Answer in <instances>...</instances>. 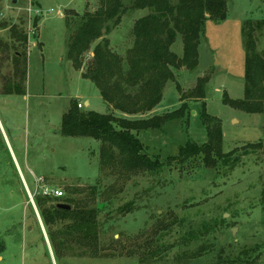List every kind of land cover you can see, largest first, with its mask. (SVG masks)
Returning <instances> with one entry per match:
<instances>
[{
  "label": "rangeland",
  "instance_id": "rangeland-1",
  "mask_svg": "<svg viewBox=\"0 0 264 264\" xmlns=\"http://www.w3.org/2000/svg\"><path fill=\"white\" fill-rule=\"evenodd\" d=\"M227 5V19L206 22L197 69L176 71L161 103L131 118L180 108L181 97L207 78V98L186 100L191 115L140 133L145 153L165 162L187 143H206L199 116L203 103L222 125L224 153L239 149L241 156L246 145L263 147L234 169L223 162L207 167L201 156L166 163L157 172H126L102 169L101 142L61 132L72 100L86 111L130 118L107 104L67 57L77 25H67L66 13L94 11L99 0H0V24H7L0 28V264H264V113H244L224 102L225 96L244 98L242 31L246 21L264 20V0H227ZM135 11L125 14L110 46L133 44L134 21L147 13ZM13 26L28 35L24 48L13 37ZM254 38L264 54V29ZM15 47L25 56L19 63ZM172 51L182 56L181 37ZM46 189L98 208L97 253L69 240L66 222L45 223L39 201L54 203L43 195Z\"/></svg>",
  "mask_w": 264,
  "mask_h": 264
},
{
  "label": "trees",
  "instance_id": "trees-1",
  "mask_svg": "<svg viewBox=\"0 0 264 264\" xmlns=\"http://www.w3.org/2000/svg\"><path fill=\"white\" fill-rule=\"evenodd\" d=\"M134 10H144L148 14L136 20L131 31V48L125 51V55L115 53L108 37L120 25L125 14ZM70 12L65 15L67 25L76 24L77 28L69 39L68 59L74 69L82 73L84 80L95 84L107 104L117 112L130 116L115 117L86 111L85 107H79L76 100L71 101L69 111L63 115L61 132L64 136L86 137L102 143L100 164L103 170L157 172L166 163L185 162L201 156L207 167L215 168L219 162H223L234 169L243 157L263 147L261 143L246 145L241 156L236 153L239 149L224 153L222 125L208 115L207 105L203 103L199 116L206 128V143H187L180 148L177 156H170L165 162L159 157L152 159L145 153L146 147L139 139L140 133L162 130L167 124L191 115L186 100L207 98V78L198 80L196 88L181 97L183 103L180 108L148 119L131 118L152 112L161 103L167 85L176 82V71L197 69L206 22L227 19V0H99V6L94 11H85L82 15L74 10ZM6 27L7 24H0V28ZM262 29L264 20L244 23V98L232 100L224 97L225 104L248 114L264 113V54L257 50L254 38L255 33ZM11 31L24 48L28 35L18 33L14 26ZM178 37L183 41L182 56L172 51ZM15 48V63H19L25 56ZM91 52L93 56L85 62L87 54ZM177 88L180 89L179 86ZM71 192L78 191L73 189ZM53 200L50 206H46V200L39 201L45 223L50 226L60 221L66 222L64 233L69 240L93 254L97 253L98 208L90 207L89 201L72 198ZM58 204H71V210L58 209Z\"/></svg>",
  "mask_w": 264,
  "mask_h": 264
},
{
  "label": "crops",
  "instance_id": "crops-1",
  "mask_svg": "<svg viewBox=\"0 0 264 264\" xmlns=\"http://www.w3.org/2000/svg\"><path fill=\"white\" fill-rule=\"evenodd\" d=\"M89 1V0H88ZM98 1V0H97ZM92 3V2H91ZM87 5H88V3H87ZM72 10V9H71ZM80 14V13H79ZM148 14V12L146 13V15ZM81 15V14H80ZM145 15H142L141 17H139L138 19H140V18H142V17H144ZM137 20V19H136ZM136 20L134 21V24H135V22H136ZM134 24H133V26H134ZM118 27H116L113 31H112V33L110 34V36L108 37V39H109V41L111 40H115V36H114V34H118V29H117ZM133 29V28H132ZM114 42V41H113ZM113 44H114V46H113ZM112 45H111V48L114 50V51H117V52H120V54L122 53V50L124 49L125 51H127L129 48H131V42H130V45L128 46V45H125L124 47L125 48H121V46L120 45H117V44H115V43H113ZM91 54V56H93V53L91 52L90 53ZM85 104V106L86 107H91V102H89V101H87V102H85L84 103ZM30 192V191H29Z\"/></svg>",
  "mask_w": 264,
  "mask_h": 264
},
{
  "label": "built area",
  "instance_id": "built-area-1",
  "mask_svg": "<svg viewBox=\"0 0 264 264\" xmlns=\"http://www.w3.org/2000/svg\"><path fill=\"white\" fill-rule=\"evenodd\" d=\"M79 107H82V105H80ZM38 191H39V187H36V191L34 192L33 196L30 194L32 200H33V197L35 198V196L38 194ZM43 195L48 196V197H53L55 199H60L64 197V193L61 190L52 191V190L46 189L45 191H43Z\"/></svg>",
  "mask_w": 264,
  "mask_h": 264
},
{
  "label": "water",
  "instance_id": "water-1",
  "mask_svg": "<svg viewBox=\"0 0 264 264\" xmlns=\"http://www.w3.org/2000/svg\"><path fill=\"white\" fill-rule=\"evenodd\" d=\"M16 1H14L15 3ZM57 208L58 209H61V210H66V211H69L71 210V206L70 205H67V204H58L57 205ZM235 230V229H234Z\"/></svg>",
  "mask_w": 264,
  "mask_h": 264
}]
</instances>
